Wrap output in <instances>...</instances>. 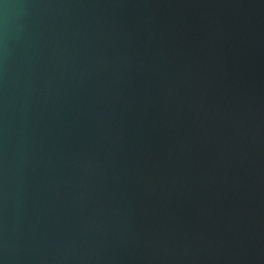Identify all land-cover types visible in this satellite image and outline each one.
I'll return each instance as SVG.
<instances>
[{"label":"water","instance_id":"1","mask_svg":"<svg viewBox=\"0 0 264 264\" xmlns=\"http://www.w3.org/2000/svg\"><path fill=\"white\" fill-rule=\"evenodd\" d=\"M0 264H264V0H0Z\"/></svg>","mask_w":264,"mask_h":264}]
</instances>
